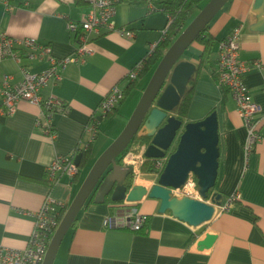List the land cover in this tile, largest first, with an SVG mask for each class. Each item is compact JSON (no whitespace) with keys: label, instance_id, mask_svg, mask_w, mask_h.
Returning <instances> with one entry per match:
<instances>
[{"label":"crops","instance_id":"crops-1","mask_svg":"<svg viewBox=\"0 0 264 264\" xmlns=\"http://www.w3.org/2000/svg\"><path fill=\"white\" fill-rule=\"evenodd\" d=\"M253 2L228 0L210 20L207 33L214 42L194 82L183 120L198 121L216 111L220 155L214 190L221 194L222 204L234 192L236 200L231 207L218 208L210 221L193 229L168 211L159 213V201L145 196L133 204L147 215L146 223L140 230L132 231L104 225L105 217L113 214L116 205L123 201L113 202L108 196L102 202L91 201L77 213L53 264H264V139L244 164L245 129L241 117L228 91L215 80L218 41L235 27H241L239 58L264 64V31L249 29L256 21L251 10ZM87 10L85 0H0V28L15 39L34 37L48 43L53 55L62 58L70 55L76 45L67 21L82 19ZM168 22L166 14L150 11L147 2L121 0L115 15L116 27L131 30L133 35L102 31L93 36L89 43L91 52L85 60L67 64L60 81L41 89L43 97H60L68 104L66 114L53 117L54 139L46 138L35 127L37 105L20 101L13 114L0 113V245L17 249L26 246L33 226L29 213L40 208L47 194L64 207L71 202L92 163L107 145L97 143L102 120H110L117 111L99 118L98 133L90 143L88 165L76 181L61 175L49 185L45 167L56 155L74 153L77 148L80 151L87 140L84 126L96 113L102 97L114 85L124 90L130 82L126 78L128 71L144 59L151 44L162 38ZM202 50V45L193 41L180 59L197 65ZM23 63L32 72L45 66L44 61L38 60ZM4 74L11 75L13 82L21 78L13 59L0 62V79ZM242 78L252 100L264 110V72L252 66ZM141 80L144 83L138 88V97L146 85L145 79ZM131 111L122 117L128 120ZM261 133L264 136V126ZM141 146L137 141L132 145L137 150ZM154 176L146 170L138 180L148 188L155 183ZM206 234L215 235L212 245L201 251L194 249Z\"/></svg>","mask_w":264,"mask_h":264},{"label":"water","instance_id":"water-1","mask_svg":"<svg viewBox=\"0 0 264 264\" xmlns=\"http://www.w3.org/2000/svg\"><path fill=\"white\" fill-rule=\"evenodd\" d=\"M227 1L208 0L165 50L124 127L92 163L67 205L41 264H53L66 232L93 193L96 202L107 196L113 202L136 203L145 196L157 199L159 213L169 211L193 229L218 212L221 194L216 190L210 192L216 183L220 155L217 113L213 110L198 121L184 122L175 110L196 69L194 63L180 58ZM251 10L256 21L249 29L264 31V0H254ZM135 135L146 137L142 146L147 159L166 157L163 169L154 176L155 183L148 188L138 179L131 183L132 167L117 161ZM80 157L75 156L77 166ZM189 174L196 180L201 199L176 197L171 192L181 188ZM214 240L215 235L206 234L194 249L205 250Z\"/></svg>","mask_w":264,"mask_h":264},{"label":"built area","instance_id":"built-area-1","mask_svg":"<svg viewBox=\"0 0 264 264\" xmlns=\"http://www.w3.org/2000/svg\"><path fill=\"white\" fill-rule=\"evenodd\" d=\"M121 0H85L88 10L84 17L78 21H67V29L74 35L76 42L73 52L65 57L59 58L53 55L48 43L40 42L34 37L15 39L10 37L0 28V62L4 59H13L19 67L21 78L13 82L12 76L4 74L0 79V113L11 115L14 113L18 102L27 101L37 105L38 116L35 120V127L40 129L42 134L52 140L55 138L53 117L57 114H66L68 104L56 96L43 97L41 89L49 83L56 84L61 79V71L64 67L73 62L82 63L85 56L91 52L89 43L93 36L99 35L102 31H117L126 36H132L133 32L124 27H116L115 15L117 6ZM150 11H156V6L150 0H146ZM241 27H235L225 38L218 41L217 62L215 68L216 83L225 88L233 99L237 112L241 117L245 129L242 151L244 164L247 163L249 155L255 146L264 139L261 128L264 126V110L252 100L248 87L243 81V73L250 67H257L264 72V64L259 60L251 63L242 61L239 58L238 37ZM155 44L148 47L146 55H150ZM22 51V52H21ZM27 61H44L43 69L32 72L26 64ZM142 69V61L137 63L127 73L129 81L137 79ZM124 90L114 85L101 99L96 113L92 114L90 120L84 126V134L87 140L83 147L85 149L95 139L98 133L99 118L112 112L123 100ZM144 146L138 150L132 146L126 148L121 158L122 165H129L131 169V183L142 174V166L147 158L144 156ZM76 153L56 155L45 167V179L52 185L61 175L73 178L78 172L75 164ZM166 157L148 161L147 171L158 175L164 167ZM176 197H192L201 199L196 188V180L189 174L181 188L171 190ZM236 200V194L229 195L226 202L218 208L226 210ZM64 204L53 199L47 194L36 211L30 212L33 218L32 230L28 236L27 244L22 249L0 245V264H41L44 258L47 245L60 220V211ZM147 215L140 213L135 205L123 201L116 205L111 215L104 219V225L109 228H125L132 231L140 230L146 223Z\"/></svg>","mask_w":264,"mask_h":264},{"label":"trees","instance_id":"trees-1","mask_svg":"<svg viewBox=\"0 0 264 264\" xmlns=\"http://www.w3.org/2000/svg\"><path fill=\"white\" fill-rule=\"evenodd\" d=\"M150 1L155 4L156 11H160V12H162L168 16L169 22H168L166 29L162 35V38L155 44V48H154L153 52L150 55H146L144 57V59L142 60V69L140 70L137 79L130 81L126 84V86L124 88V98L136 86L138 80H141L144 78L145 84L147 83L150 75L152 74L155 66L157 65L158 61L160 60V58L163 55V53L165 52V50L168 48V46L171 44V42L186 27V25L192 20V18L197 14V12L203 7V5L208 0H150ZM131 2L132 3L146 2V0H131ZM208 26H209V23H208V25H206L204 27V29L198 34V36L194 40L195 42L202 45L203 50H202V53L200 54V56L198 57V63L196 65L195 72L193 74V77L189 81L186 92L182 96L180 103H179L177 109L175 110L176 116L181 120H184L186 117L187 107H188V103H189L191 94L193 92L194 82H195L197 75H198V72H199L200 68L202 67L205 59L207 58V56L210 52L211 46L214 42V40L207 33L208 32ZM143 88L144 87H142V90H143ZM115 111H117V107L112 112L107 113L106 116H109L111 113H113ZM133 139H135L139 144H143L146 141V137L143 135H135ZM126 148L118 156L117 161L120 163H121V158L126 151ZM75 153H76V155L79 153L81 155V157L79 160L78 172L72 178V182L76 181V178L81 174L82 171H84V169H86V167L88 165V162H89V159L91 156L90 144L85 149H80V151L77 148L75 150ZM148 161H149V159H147L146 162L144 163V165L142 166V171L147 170ZM215 186H216V183H215L214 187ZM214 187L212 189H210V192L214 190ZM91 201H95L94 193L89 196V198L87 199V201L85 202V204L83 206L87 205ZM66 207H64L60 211L59 218L62 217Z\"/></svg>","mask_w":264,"mask_h":264},{"label":"rangeland","instance_id":"rangeland-1","mask_svg":"<svg viewBox=\"0 0 264 264\" xmlns=\"http://www.w3.org/2000/svg\"><path fill=\"white\" fill-rule=\"evenodd\" d=\"M142 82L144 83V80L143 81L138 80L135 90L132 91L131 94L126 98L125 102L118 107L117 112L116 113L114 112L115 114L113 113L114 115L112 117H115L114 119L111 120L112 118L111 117L110 120L109 119L102 120L100 138L98 139L97 143L107 144L106 145L107 147L113 141V139L119 134V132L122 130V128L124 127L126 123L125 122L126 119H124V117L122 116H127L130 110L133 111L139 99L138 88ZM114 134H116L115 137L111 139V136H113ZM135 141H136L135 139H132L129 143V146H132Z\"/></svg>","mask_w":264,"mask_h":264},{"label":"bare ground","instance_id":"bare-ground-1","mask_svg":"<svg viewBox=\"0 0 264 264\" xmlns=\"http://www.w3.org/2000/svg\"><path fill=\"white\" fill-rule=\"evenodd\" d=\"M189 84V83H188ZM215 188V187H214Z\"/></svg>","mask_w":264,"mask_h":264}]
</instances>
